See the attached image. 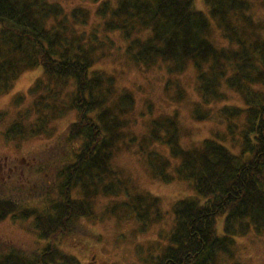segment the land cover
<instances>
[{
  "label": "trees",
  "instance_id": "obj_1",
  "mask_svg": "<svg viewBox=\"0 0 264 264\" xmlns=\"http://www.w3.org/2000/svg\"><path fill=\"white\" fill-rule=\"evenodd\" d=\"M87 1L94 14L84 7L67 10L57 0H0V96L21 75L41 71L26 93L12 98V111L0 112V137L19 154L28 141L55 134L72 112L66 106L75 114L54 146L12 161L22 173L0 174V222L30 221L45 243L26 251L0 240V264H81L65 249L81 240L83 221L93 219L96 194L117 193L110 191V171L128 142L135 143L134 95L117 87L116 76L99 65L103 61L108 67L160 64L167 76L192 66L198 122L212 120L210 106L229 101L228 93L241 99V107H220L227 138L183 149L173 118L153 123L144 137L147 146L154 141L168 148L178 160L176 179L193 193L175 203L172 227L159 235L165 243L146 251L141 262L229 264L237 239L264 232V35L256 33L264 25V0ZM113 33L121 34L120 44ZM138 153L154 177L168 179V159ZM134 208L125 203L109 214L119 220L134 214L139 225L147 222L142 230L158 221Z\"/></svg>",
  "mask_w": 264,
  "mask_h": 264
},
{
  "label": "rangeland",
  "instance_id": "obj_2",
  "mask_svg": "<svg viewBox=\"0 0 264 264\" xmlns=\"http://www.w3.org/2000/svg\"><path fill=\"white\" fill-rule=\"evenodd\" d=\"M57 1L67 10L84 7L91 14H94L95 11L94 6L87 0ZM95 21L97 19L92 20L91 23L93 24ZM256 33L264 35V25ZM120 35V33H113L110 36L120 44ZM101 64L102 68L116 76L119 89L122 88L134 95V108L137 115V118L134 119L136 126L133 130L135 143L134 140L132 142L125 140L130 148L122 150L117 155L115 164L110 171L114 174L115 179L112 181L110 191L114 187L113 189L117 193L112 196L96 194L93 219L83 221L84 230L81 231V240L79 241L77 238L75 246L65 249V252L76 256L81 264H143L141 261L145 258L146 251L151 250L154 253L161 244L165 243L160 241L159 235L170 231L175 203L193 193L188 182L176 179L178 160L169 153L168 148L162 143L154 144L153 141L151 145L147 146V143L144 142L145 135L153 123H165L173 118L172 120L176 121V127L181 128L182 131L179 145L183 149L197 147L203 140L219 136L227 138V130L221 124L220 107L225 103L241 107L243 103L237 94H225L229 101H219L210 106L212 113L209 116L212 120L198 122L192 116L193 106L198 102L199 97L196 75L192 66L189 65L179 75L167 76L163 67L159 66L160 64H155L153 67L141 63L136 66L126 62L111 64V67L105 65L104 61L99 65ZM40 75L41 71L39 70L21 75L13 89L8 94L0 96V112L12 111V98L17 94L26 93ZM175 79L181 95L177 94V88L172 84ZM166 81L171 83L168 88ZM30 102L31 100H29V104ZM65 109L72 112H69L58 127H55L53 136H38L35 140L28 141L19 154L15 152L13 144H8L0 137V174L3 173L6 178L12 176L11 172L16 170L14 169L15 165L11 164L12 161L17 158L19 159L17 161H20L22 157L26 158L54 146L53 143L57 135H61L75 116L74 111L68 106ZM199 111L207 113V108L201 107ZM0 130L4 131V128L2 127ZM161 135L167 136L168 134L163 131ZM224 145L229 147L228 140ZM138 151L146 154L154 153L158 159H168L167 163L171 162V165L169 164L164 171L168 179L161 180L154 177L149 167L142 162ZM19 165L16 163V166ZM15 173H22V169L18 167ZM154 199L155 202H153ZM125 203L135 207L133 210L140 212L138 216L142 212H148L149 217H157L158 221L152 225L148 224L142 230L147 222L142 219L141 225H139L140 223L134 220L136 219L134 214H131V217L127 214L125 220H119L109 214L111 209L123 207ZM120 212L119 209L116 213ZM107 213L109 215H106ZM143 222H145L144 226ZM219 232H222L221 229ZM0 240L11 242L26 251L38 250L45 244L44 241H38L36 238L30 221L5 220L0 222ZM235 243L236 245L231 249L234 258L229 259V264H264V232L261 234L254 231L248 232L237 239Z\"/></svg>",
  "mask_w": 264,
  "mask_h": 264
},
{
  "label": "bare ground",
  "instance_id": "obj_3",
  "mask_svg": "<svg viewBox=\"0 0 264 264\" xmlns=\"http://www.w3.org/2000/svg\"><path fill=\"white\" fill-rule=\"evenodd\" d=\"M244 54H247V53H244Z\"/></svg>",
  "mask_w": 264,
  "mask_h": 264
}]
</instances>
